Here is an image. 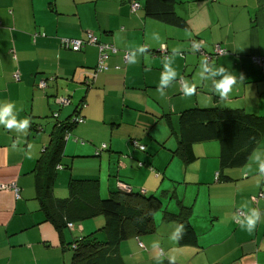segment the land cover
Segmentation results:
<instances>
[{
    "label": "crops",
    "instance_id": "crops-1",
    "mask_svg": "<svg viewBox=\"0 0 264 264\" xmlns=\"http://www.w3.org/2000/svg\"><path fill=\"white\" fill-rule=\"evenodd\" d=\"M161 1L189 27L148 15L146 0H0V111L11 106L0 120V264H85L72 259L71 243L99 230L103 215L57 229L45 219L35 186L38 160H47L43 147L59 134L56 120L75 108L82 121L62 133L52 195L66 198L69 182L81 181L97 184L100 197L127 184L158 199L152 230L119 243L124 264H170L169 257L173 264H264V198L256 196L264 193V131L240 167L220 166L215 139L194 142L196 158L186 163L172 152L179 113L190 107L264 118V0ZM132 3L139 6L132 10ZM88 32L116 50L103 70L94 72L96 46L73 51L61 44ZM193 43L213 58L206 61ZM215 45L226 53L213 54ZM219 67L236 76L223 96ZM10 120L17 123L9 127ZM166 212L189 218L194 243H179L177 218Z\"/></svg>",
    "mask_w": 264,
    "mask_h": 264
},
{
    "label": "trees",
    "instance_id": "trees-1",
    "mask_svg": "<svg viewBox=\"0 0 264 264\" xmlns=\"http://www.w3.org/2000/svg\"><path fill=\"white\" fill-rule=\"evenodd\" d=\"M146 4L148 15L182 29L189 27L186 19L177 15L171 4L161 0H146ZM192 47L197 52L200 51L194 45ZM157 52L162 58H168L169 52L165 45H161ZM225 53L224 49L223 54ZM200 54L207 55L209 60L213 58L209 52ZM205 60L209 61L206 57ZM83 82L90 84L91 81L84 77ZM78 111L79 109L75 108L70 116L55 122L54 127L58 129L59 134L42 150L46 152L47 160L43 156L38 160L41 161V167H37L36 173L37 196L45 219L50 220L57 229L84 218L103 215L104 223L99 230L79 237L71 243L73 260H85V264H124L118 251L119 243L152 230L151 213L157 208L158 199L141 188L133 190L124 183L118 186L116 191L102 198L98 194L97 184L81 181L69 182L66 198L56 199L52 195L56 165H59L63 147V132H67L75 124L74 121L82 119ZM52 117H57V111L52 113ZM178 125L181 132L177 135V145L172 152L183 163L196 158L192 149L194 142L215 139L220 145V166L240 167L248 162L252 150L263 134L264 118L246 113L242 109L194 106L179 113ZM140 149L143 150L144 146ZM45 166L46 169L42 171ZM260 193L263 192H258L256 196H260ZM166 214L170 218H177L178 226L182 230L178 238L179 243H194L195 232L189 218L185 215L177 217L168 212ZM98 231L103 232V240L97 239L95 233Z\"/></svg>",
    "mask_w": 264,
    "mask_h": 264
},
{
    "label": "built area",
    "instance_id": "built-area-1",
    "mask_svg": "<svg viewBox=\"0 0 264 264\" xmlns=\"http://www.w3.org/2000/svg\"><path fill=\"white\" fill-rule=\"evenodd\" d=\"M138 6H139L138 3H132L131 4L132 10L134 8H137ZM61 44H62V46L64 48H66L68 50H73V51L80 50L82 47H84L87 44L96 46L98 51H99V56H98V63H97V66L94 69V72L100 71V70H103V69L107 68V65L104 63V61L108 58L109 54H111L112 52L114 53L116 51L115 49H113V47L111 45L103 44L102 42H99L98 38L92 32L86 33L85 34V39H81V38H61ZM192 45H194L196 47V49L200 50V46L197 43H193ZM223 53H224V49L222 47H220L218 45L214 46L213 54L221 55ZM129 57L130 56H129L128 53H124L123 54L124 62H127L129 60ZM206 58H207V60L210 59L209 57H207V55H206ZM94 72H93V74H94ZM14 79H16V80L19 79L18 74H14ZM39 87L41 89H44L46 87L45 81L40 80L39 81ZM58 102L59 103L61 102L62 104H67L68 98L60 96ZM80 121H82V119H77V122H80ZM139 147L143 148L142 145H140ZM101 148L102 149L106 148V144H102ZM127 187H129V186H127ZM14 189H15V193L17 194V189L15 188V186H14ZM259 197L264 198V193H260ZM238 214L239 215H243V212L239 210ZM68 226L72 227L73 224L68 223ZM138 244L140 246L142 245L140 242H138Z\"/></svg>",
    "mask_w": 264,
    "mask_h": 264
},
{
    "label": "clouds",
    "instance_id": "clouds-1",
    "mask_svg": "<svg viewBox=\"0 0 264 264\" xmlns=\"http://www.w3.org/2000/svg\"><path fill=\"white\" fill-rule=\"evenodd\" d=\"M216 71L220 72V73H224L223 79L217 83V89L220 90V94L222 96L225 95V94H229L232 91L233 86L236 84V76H235V74H233L230 71H227L224 67H219ZM188 95H191V93H188ZM10 107H11L10 105L5 106L3 111H0V120H2L4 118V116L7 115L8 111L10 110ZM7 123H8V126L11 127L14 124H16L17 122L10 120ZM65 138H66V136H65ZM258 158L259 157H257V159ZM259 170L262 173H264V162H261L259 164ZM257 220H258V214L255 213V212L252 215L247 217L246 222H247V224L249 226V234H251V230L256 225ZM174 259H175V257H169L170 264H173Z\"/></svg>",
    "mask_w": 264,
    "mask_h": 264
},
{
    "label": "rangeland",
    "instance_id": "rangeland-1",
    "mask_svg": "<svg viewBox=\"0 0 264 264\" xmlns=\"http://www.w3.org/2000/svg\"><path fill=\"white\" fill-rule=\"evenodd\" d=\"M71 133V132H70ZM66 134V133H65ZM74 136L72 135L71 136V138H73ZM65 138V137H64ZM211 142H214V144H217L218 145V142L216 141V140H214V141H211ZM209 160H211V159H209ZM263 162H264V156H262V159H261ZM218 162H219V159H218ZM261 163V162H260ZM138 164V163H137ZM218 165V164H217ZM135 188H138L137 186L135 187ZM146 193H148L149 194V192L147 191ZM102 197H105V196H102ZM172 201L174 202V198H172ZM237 213H238V211H237ZM97 216H101L102 217V214L101 215H97ZM94 229H96V228H94ZM99 235H101V234H103V232L102 231H98L97 232ZM104 235V234H103Z\"/></svg>",
    "mask_w": 264,
    "mask_h": 264
}]
</instances>
